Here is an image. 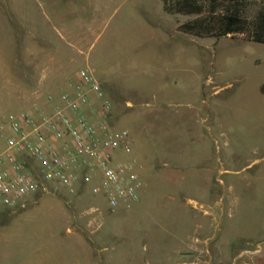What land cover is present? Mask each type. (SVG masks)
I'll return each instance as SVG.
<instances>
[{
    "label": "rangeland",
    "instance_id": "rangeland-1",
    "mask_svg": "<svg viewBox=\"0 0 264 264\" xmlns=\"http://www.w3.org/2000/svg\"><path fill=\"white\" fill-rule=\"evenodd\" d=\"M170 19L162 0H0V127L10 112H50L47 96L89 68L144 166L140 200L112 211L80 185L47 193L39 211L99 209L104 224L87 236L115 264H261L264 44L195 36Z\"/></svg>",
    "mask_w": 264,
    "mask_h": 264
},
{
    "label": "built area",
    "instance_id": "built-area-1",
    "mask_svg": "<svg viewBox=\"0 0 264 264\" xmlns=\"http://www.w3.org/2000/svg\"><path fill=\"white\" fill-rule=\"evenodd\" d=\"M71 88L50 112L7 114L0 127V208L25 209L40 193L75 195L80 185H92L112 211L139 202L141 165L128 132L112 125L111 100L86 68Z\"/></svg>",
    "mask_w": 264,
    "mask_h": 264
},
{
    "label": "crops",
    "instance_id": "crops-1",
    "mask_svg": "<svg viewBox=\"0 0 264 264\" xmlns=\"http://www.w3.org/2000/svg\"><path fill=\"white\" fill-rule=\"evenodd\" d=\"M162 9L163 12H165L163 1ZM166 14L170 15L168 13ZM180 16L182 15H170L171 19L170 21H168L169 24L175 25V27L177 28L179 25L188 20L187 16H182L185 18V21L183 20V22H180V20L178 19V17ZM76 80L77 78L73 81H70L66 85V87L61 90V92L71 91V83H74ZM59 94L57 97H55V104L60 103ZM0 144H4V141L1 138ZM133 155L137 158L134 151ZM129 158V156H123L121 159L124 161H128ZM139 163L141 165V168L139 169V175L142 182L141 176L144 171V166L140 161ZM45 196L46 194L41 193L31 196L27 200V207L25 209H10L1 207V210L0 208V264L116 263V260L113 258V254L108 255L104 258L100 253L99 247L103 243L100 242V245H98V243L93 242L87 236L88 230H92L90 233H95L98 229L102 228L104 224L102 217H99L98 215L94 216V214L96 213L93 214L94 211L92 212V208H90L88 212H85V215L83 214L82 216H77L75 214L74 216H72L68 211H66V209H64L61 203L57 205V207L59 208L57 212L39 211V209L46 203H53V201L44 199ZM79 202L80 198H77V200L72 199L67 202V205L73 210V208H78ZM29 209L38 210H36V212L27 211ZM45 214L48 215L45 217L46 221L41 223H39L38 221L33 229L29 230V227L23 224L25 218H27L28 222L32 223L33 219L40 215L44 216ZM87 216H89V218ZM37 224H40V227H38ZM62 228H65L66 232L71 237H74L71 242L61 241L59 232H61ZM262 243L264 242H257V244L260 246V250L261 248L263 249L261 245ZM103 249L104 248H102V250ZM259 249L254 251V253L257 254V258L254 260V262H261V264H264V253L259 252ZM118 260H124L125 264H128L133 261V258L129 256ZM245 264H249V262H246Z\"/></svg>",
    "mask_w": 264,
    "mask_h": 264
},
{
    "label": "trees",
    "instance_id": "trees-1",
    "mask_svg": "<svg viewBox=\"0 0 264 264\" xmlns=\"http://www.w3.org/2000/svg\"><path fill=\"white\" fill-rule=\"evenodd\" d=\"M170 15L190 17L178 30L201 37H237L264 44V0H162ZM260 6L247 16L250 5Z\"/></svg>",
    "mask_w": 264,
    "mask_h": 264
}]
</instances>
